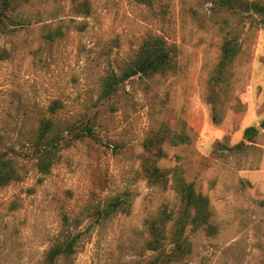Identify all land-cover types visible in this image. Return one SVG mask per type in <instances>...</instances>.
Instances as JSON below:
<instances>
[{
  "label": "rangeland",
  "instance_id": "obj_1",
  "mask_svg": "<svg viewBox=\"0 0 264 264\" xmlns=\"http://www.w3.org/2000/svg\"><path fill=\"white\" fill-rule=\"evenodd\" d=\"M218 1H17L0 25V151H21L19 141L43 117L70 130L49 173L20 156L19 178L0 186V264H44L51 248L73 237L75 253L55 264L154 263L161 251L147 248L149 224L163 210L177 218L182 207L173 168L208 198L209 217L188 225V256L155 263L264 264V26L250 28ZM234 28L241 53L216 123L210 79ZM151 36L172 47L176 70L134 77L102 98L103 79L120 74ZM55 101L62 106L53 112ZM164 127L191 140H164L157 166L168 182L152 184L142 155ZM248 127L258 130L252 140ZM126 193L129 212L98 216ZM172 224L165 253L174 246Z\"/></svg>",
  "mask_w": 264,
  "mask_h": 264
},
{
  "label": "trees",
  "instance_id": "obj_2",
  "mask_svg": "<svg viewBox=\"0 0 264 264\" xmlns=\"http://www.w3.org/2000/svg\"><path fill=\"white\" fill-rule=\"evenodd\" d=\"M18 0L0 1V25H6L10 11L16 7ZM81 4L80 0H73ZM142 3H150L151 0H137ZM223 7L232 11L233 14L244 16L249 21L250 28L255 25L264 26V0H219ZM83 7L88 10V3L83 1ZM88 12V11H87ZM242 16V17H243ZM234 28L227 32L221 46V54L218 64L210 79L209 100L213 104V120L220 123L223 119V107L226 98L232 97V79L234 63L241 53V42ZM6 54L5 51H2ZM177 63L173 57L172 47L163 37L151 36L140 46L135 58L120 73L111 72L103 79L101 97L114 96L121 85L134 77L165 74L176 70ZM62 104L55 101L52 111L58 110ZM264 128V120L261 124ZM70 130L69 125H60L52 118L43 117L38 128L30 132L24 139L19 141L21 151L14 147H8L0 151V186H6L19 178L18 158L30 157L36 160L37 167L42 173H49L57 160L59 151L66 139L65 133ZM89 136L94 135V128L90 125L85 127ZM256 127L245 129V137L252 140L257 135ZM82 135H77L76 139ZM170 136L174 144L187 143L191 137L185 131H171L167 127L162 128L145 142V151L142 155V170L145 178L152 184L168 182V172H163L157 166V160L165 155L161 144ZM28 150V151H27ZM180 169L173 168V187L181 198L182 207L180 215L175 218L172 212L163 210L157 219L150 222L151 238L147 242V248L153 251H161L155 262L174 261L188 256L191 247L185 234L188 225L196 228L207 223L209 217V200L197 193L194 184L185 180ZM130 195L119 196L110 201L105 208L97 209L98 216L108 218L117 212H129ZM195 210V214L192 211ZM172 222L171 240L174 246L170 253H165L166 240L168 239L167 226ZM78 238L73 237L66 242L56 244L48 252L44 264H55L61 256H71L75 253ZM167 257V259H166ZM152 264H156V263Z\"/></svg>",
  "mask_w": 264,
  "mask_h": 264
}]
</instances>
